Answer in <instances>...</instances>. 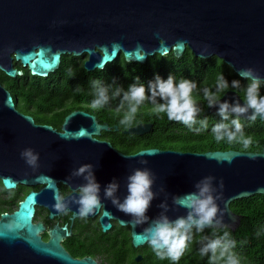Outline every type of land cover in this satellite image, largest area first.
I'll use <instances>...</instances> for the list:
<instances>
[{"label":"water","instance_id":"obj_1","mask_svg":"<svg viewBox=\"0 0 264 264\" xmlns=\"http://www.w3.org/2000/svg\"><path fill=\"white\" fill-rule=\"evenodd\" d=\"M187 48L201 58L218 56L237 74L242 68H254L264 79V0H0V70L13 78L23 75L17 62L33 75L47 77L60 67L66 54L86 57L84 67L94 71L122 54L128 62L145 63L150 56L172 51L181 57ZM221 98L222 102L239 100L243 105V97L234 89ZM18 106V100L0 82V178L9 190L19 183L43 187L31 191L15 211L1 215L0 264H97L89 258H74L60 245L66 226L52 229L44 242L40 234L43 223L33 222L36 204L56 203L59 182L72 191L84 183L82 178L67 179L84 164L95 166L102 199L103 187L115 178L123 200L127 176L134 168L145 167L139 160H148L147 167L157 177L153 191L164 187L167 193L153 201L148 212L151 219L160 214L158 205L165 198L171 219L186 215L185 209L172 204V197L195 191L198 181L213 176L217 189L220 180L224 181L223 200L218 204L227 228L236 231L241 216L231 203L264 194V152L152 147L127 154L99 138L103 131H118L119 126L112 128L88 111H72L57 130L38 124ZM214 112L218 108L205 109V114ZM152 127L141 123L124 133L143 135ZM81 132L85 135L80 136ZM27 148L39 154L38 168L21 158ZM145 152L156 154L141 156ZM103 203L100 221L104 231L111 228L109 220L114 217L121 225L132 227L134 246L147 244L139 235L147 224L134 228L130 216L109 200L103 199ZM70 211L78 214V206L71 205Z\"/></svg>","mask_w":264,"mask_h":264},{"label":"clouds","instance_id":"obj_2","mask_svg":"<svg viewBox=\"0 0 264 264\" xmlns=\"http://www.w3.org/2000/svg\"><path fill=\"white\" fill-rule=\"evenodd\" d=\"M144 57H141V60ZM229 67L231 68L232 65ZM238 75L241 79L248 81L246 87H242L241 80L234 79L229 84L221 73L216 77L215 91L209 87L199 89L195 81L186 78L177 80L173 75H169L167 80L157 75L154 81H149L147 85L137 77L136 82L131 84L127 91L116 87L111 97L109 96L110 86L101 80H95L90 82L94 89L91 107L93 109L104 108L109 105L111 99L120 97L119 107L123 109L127 105V111L120 120V124L131 126L140 108L150 102L155 114H164L168 120L182 123L190 130L199 132L206 129L208 124L206 118L198 119L203 112L198 102L199 93L202 91L207 107L218 108L217 115L221 118V122L211 129L215 141L217 143L226 141L228 144L238 143L244 149H248L253 145L254 140L252 136L246 135L241 118L247 117L250 121L258 118L264 119V95H261L264 79H261L254 68H242ZM230 88L244 89L243 105L239 100L235 103L227 100L222 102L221 94L228 93ZM76 90L81 91V87L78 86ZM197 124L201 127H195ZM79 135L83 136L85 133L81 132ZM153 154L156 153L145 152L141 156ZM20 155L28 166L34 169L40 166L39 154L33 149H24ZM139 163L145 167L134 168L127 176V195L123 200L118 196L120 183L115 178L103 187V199L111 201L120 212L130 216L132 218L130 223L134 228L148 225L139 235L141 241L147 242L156 257L161 260H171L176 264L189 251L193 242L192 230L194 228L197 232H203L205 228L228 227L224 223V211L218 204V201L223 200L224 181L220 180L219 189H217L214 186L216 178L213 176L198 181L194 185L195 191L172 197V204L177 209H185L186 215L171 219L167 215L171 209L165 198L158 205L162 211L156 218L151 219L148 212L152 203L161 193H165V189L160 187L159 192L153 191L157 177L147 167L148 160L141 159ZM74 177L82 178L84 183L73 190L67 199L57 195L54 207L58 211L67 212L71 205L75 204L78 206L80 218L95 215L105 207L101 198L102 186L95 176V166L84 164L74 170L67 179L72 180ZM165 196L167 197V193ZM201 245L199 253L202 257H208L209 264H219L221 261L223 264H241V257L234 251L236 241L232 239L229 231H224L222 236L215 238L204 237Z\"/></svg>","mask_w":264,"mask_h":264},{"label":"trees","instance_id":"obj_3","mask_svg":"<svg viewBox=\"0 0 264 264\" xmlns=\"http://www.w3.org/2000/svg\"><path fill=\"white\" fill-rule=\"evenodd\" d=\"M85 58L66 54L62 57L60 67L47 77L33 75L28 68H22L20 63L16 67L23 69V75L15 78L8 76L0 70V82L19 100L20 111L33 116L37 123L50 124L59 128L65 117L74 110H85L96 114L100 122H108L113 128L118 125L120 129H128L141 123L153 125L148 133L143 135L124 134L115 129L104 131L100 138L106 139L120 151L131 154L139 150L157 147L161 149H175L191 152H206L215 150H238L245 152H264V120L255 121L241 118L246 135L253 137L254 143L244 149L238 143L228 144L226 141L217 143L212 134V127L221 122L217 112L205 114L207 101L203 99L200 91L198 96L199 106L203 109L199 120L208 121L207 128L199 132L190 130L182 123L170 121L164 114L157 115L152 111L150 102L143 105L131 126L120 124L127 105L119 107L120 97L110 100L109 105L101 109H93L94 89L91 81L101 80L110 86L109 96L120 87L127 91L129 86L139 77L145 85L154 81L159 75L167 80L173 75L179 80L186 78L195 81L199 89L209 87L215 91V81L219 74H223L231 84L232 80H241L242 87H246L247 80L241 77L218 56L201 58L187 48L181 57L172 51L166 55L156 54L150 56L145 63L128 62L122 54L119 58L109 63L104 69L88 71L84 67ZM81 91H77V87ZM231 89V88H230ZM244 99V89H234ZM150 94V93H149ZM225 94V93H224ZM221 94V97L224 95ZM264 95V87L261 89ZM163 102V101H160ZM235 118V117H231ZM195 127H201L197 124ZM0 185L2 182L0 181ZM234 212L241 216V224L236 231L229 228H208L197 232L194 228L193 242L188 252L176 264H209L207 256L202 257L199 249L204 237L215 238L222 236L224 231H229L232 239L236 241L234 251L241 257V264H264V194H256L241 198L231 203ZM1 212V211H0ZM210 255V254H209ZM145 264H174L171 260H161L153 251L148 252ZM223 264V262H219Z\"/></svg>","mask_w":264,"mask_h":264},{"label":"flooded vegetation","instance_id":"obj_4","mask_svg":"<svg viewBox=\"0 0 264 264\" xmlns=\"http://www.w3.org/2000/svg\"><path fill=\"white\" fill-rule=\"evenodd\" d=\"M22 68L24 69L26 67L22 66ZM18 104L20 107L19 100ZM61 126L59 128L53 127L57 130H61ZM129 128L130 127H128V129ZM126 130L127 129L119 128L117 132L121 131L124 133ZM100 137L101 135L99 138ZM100 139L106 140L103 138ZM0 181L2 182L1 178ZM41 187H43V185L33 186L19 183L15 189L9 190L4 187L2 182V185H0V217L5 212H13L18 201L17 208L20 202L31 191H39ZM58 187L60 195L64 198L73 192L71 188L63 182H59ZM49 203L50 202L36 204L33 217L34 223L42 222L44 225V229L40 233L44 242L50 239L52 229L66 226L67 233L62 232L60 234V245L76 259L89 258L97 264H145V258L152 249L148 244L138 247L133 245L131 235L132 227L130 225H121L118 219L112 217L109 220L111 228L104 231L103 224L100 221L103 208L93 216L80 218L79 214L70 210L67 212L58 211L54 207L55 204L50 205ZM139 257L140 259L138 260Z\"/></svg>","mask_w":264,"mask_h":264},{"label":"rangeland","instance_id":"obj_5","mask_svg":"<svg viewBox=\"0 0 264 264\" xmlns=\"http://www.w3.org/2000/svg\"><path fill=\"white\" fill-rule=\"evenodd\" d=\"M89 106H91V105H88V107H89ZM18 203H19V201L16 203V206L14 207L15 210L17 209V204H18ZM15 210H14V211H15Z\"/></svg>","mask_w":264,"mask_h":264}]
</instances>
